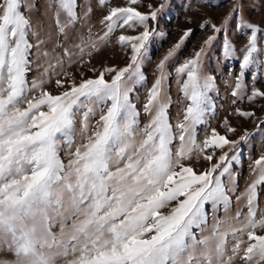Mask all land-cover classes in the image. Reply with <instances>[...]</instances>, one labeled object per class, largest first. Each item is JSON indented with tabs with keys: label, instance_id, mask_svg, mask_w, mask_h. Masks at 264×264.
<instances>
[{
	"label": "snow or ice",
	"instance_id": "obj_1",
	"mask_svg": "<svg viewBox=\"0 0 264 264\" xmlns=\"http://www.w3.org/2000/svg\"><path fill=\"white\" fill-rule=\"evenodd\" d=\"M111 2L96 0L101 7ZM167 3L148 4L147 13L136 7L143 6L140 0L110 7L98 34L92 0H0V254L14 257L0 264H264V153L250 166L256 178L239 192L232 168L247 131L229 140L215 128L204 129L198 139L215 88L203 72L206 47L226 35L230 22L246 40L242 55L230 39L221 43L223 59L239 62L231 93L238 97L246 75L264 72V24L244 18L241 0H228L234 7L222 26L210 24L214 35L168 70L192 35L185 30L148 88L142 63L150 41L161 34L156 25ZM49 12L56 30L51 49L42 46L52 32L41 36L44 21L34 25L32 19ZM125 29L140 31L129 35ZM117 32L116 43L130 52L124 67H105L95 78L81 74L79 81L66 70L90 63ZM70 34L73 43L65 47ZM33 71L39 75L30 78ZM173 72L186 102L175 122ZM53 79L62 91L48 89ZM137 85L145 88L140 108ZM256 98L264 99V91L253 87L248 99ZM224 124L228 133L236 131ZM200 159L207 162L202 171L192 163Z\"/></svg>",
	"mask_w": 264,
	"mask_h": 264
},
{
	"label": "rangeland",
	"instance_id": "obj_2",
	"mask_svg": "<svg viewBox=\"0 0 264 264\" xmlns=\"http://www.w3.org/2000/svg\"><path fill=\"white\" fill-rule=\"evenodd\" d=\"M43 2V0H41ZM93 2V15L91 23L94 26L93 32L102 34L103 29L100 25V21L105 15H107L110 7L127 6L128 0H112L111 4L105 7H101ZM243 4V16L246 20L256 23L264 24V0H241ZM164 3V0H140V4L143 6H136L138 10L147 13L149 9L146 5L151 4L153 7H158L159 4ZM209 4L213 6H208ZM226 4L227 6L217 7V5ZM234 7L233 3H228V0H168L167 6L161 14H159L158 31L160 35H155L147 46L146 58L142 63V70L147 77V87L150 88L155 81L158 72L157 65L167 55L170 48H172L183 36L185 30L192 29V35L189 36L182 47L177 52L176 56L168 61L167 69L172 68L182 63L183 60L190 58L193 54L200 49L204 42L208 40L214 33L210 27V24H215L218 27L222 26L224 17ZM33 24L35 25L37 20L44 21V29L41 31V36H44L46 31L52 32V41L42 47L48 49L52 48L53 43L56 40L55 25L51 20V12L44 17L33 16ZM238 19V18H234ZM203 26V27H202ZM81 32H86V29H79ZM140 31L137 29L135 32L125 29L124 34L135 35ZM121 32H117L111 39L110 45H101L99 52L93 53L90 58L91 62L87 63L81 61L74 63L70 68L66 70L73 74L74 78L79 81L81 74L83 78H95L105 67H124L128 62L130 52L126 49H122L116 43V37ZM227 38L230 39L237 48V54L242 55L240 51L246 40L242 38L240 31L234 27L233 23H229L227 26V32L225 34L218 35L213 43L206 47V55L203 59V72L206 76L214 78L215 88L209 93L211 98V109L207 114V123L201 125L198 129L199 140L204 138V129L215 128L220 134L226 135L229 140H238L240 136L247 131V142H240L236 145V149H242L239 153L240 159L234 162L232 172L235 174L238 180V191L243 192L246 186L256 178V175L252 174L251 164L255 159H258L262 153H264V99L256 98L255 100H249L253 87L259 88L264 91V72H253L246 75L244 78L245 88L241 90L238 97H233L232 92L235 90V77L240 73L239 62L231 61L226 62L221 54V43ZM65 47H68L73 43V36L70 34L68 40L62 41ZM57 51H60L59 49ZM89 58L85 57V61ZM96 69V72L90 71V69ZM42 71V69H41ZM59 71V69H57ZM39 75V72L33 71L30 73V78H34ZM107 78V77H106ZM55 79V78H54ZM48 85V89L54 93L62 91L57 89L54 83ZM171 87L169 89L172 106L170 108V114L175 122L176 119H182L181 109L186 103L183 101L179 86L175 82V73L169 81ZM67 86V85H65ZM140 89L138 99L134 101L137 103V107L140 108L145 101V88L143 85H137ZM239 108L242 111L255 113L254 117L244 118L237 114L236 110ZM225 120L235 128L234 133H228L225 127ZM147 119L142 116L141 123L144 124ZM227 147L224 151H227ZM221 153L218 151L217 156ZM229 152V155H232ZM62 158L67 163V157L61 153ZM193 166L198 170H203L207 167V162L200 159L199 161H193ZM215 163V159L213 160ZM258 174V173H257ZM260 206L264 208V186L260 188ZM233 199H235L233 197ZM244 201L241 200L239 204L234 203L231 209V214L235 215L237 208L242 207ZM165 211H168L167 209ZM246 212L247 209L245 208ZM221 218L225 213L219 214ZM211 224V219H210ZM55 230V229H54ZM264 234V233H260ZM14 257L11 254H0V260H13ZM58 264H65L63 260H60ZM236 264H241L237 259Z\"/></svg>",
	"mask_w": 264,
	"mask_h": 264
}]
</instances>
